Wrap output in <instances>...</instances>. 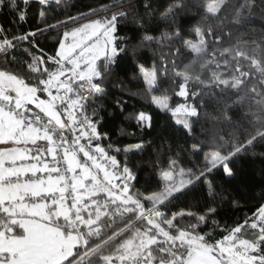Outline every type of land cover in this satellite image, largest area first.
<instances>
[{
	"label": "trees",
	"instance_id": "16d2710c",
	"mask_svg": "<svg viewBox=\"0 0 264 264\" xmlns=\"http://www.w3.org/2000/svg\"><path fill=\"white\" fill-rule=\"evenodd\" d=\"M104 20H113L116 53L97 61L98 89L80 118L95 126L98 144L117 169L129 173L126 188L114 184L134 202L123 212L121 201L97 193L104 215L91 233L53 218L81 239L62 264L116 262L129 226L143 227L150 197L164 190L163 174L177 167L189 184L158 205L160 220L172 224L149 248L152 261L185 264L187 244L170 243L185 234L224 262L215 246L236 229L239 237L250 235V223L264 208V0H0V72L41 92L44 75L31 69L35 58L56 61L64 33ZM150 70L155 82L149 88L143 71ZM152 97H166L168 108ZM178 105L194 110L186 124L172 112ZM48 149V141L36 137L28 150L40 157ZM72 153L107 182L81 153ZM214 153L225 163L211 167ZM5 224L11 235H22L0 213L1 230ZM257 245L264 256V239Z\"/></svg>",
	"mask_w": 264,
	"mask_h": 264
},
{
	"label": "rangeland",
	"instance_id": "374dc122",
	"mask_svg": "<svg viewBox=\"0 0 264 264\" xmlns=\"http://www.w3.org/2000/svg\"><path fill=\"white\" fill-rule=\"evenodd\" d=\"M111 21L113 20L85 23L78 28L64 33L57 50L56 61H54V59H50L56 67L54 69H50L57 73L71 72L80 77L83 81L91 83L93 85V91H96L98 87L94 86V80L98 76L96 69L97 61L101 58L112 57L116 53L114 48V27L113 24H111ZM7 45L9 47L8 42ZM34 62H36V60H34ZM37 65H39V63H37ZM37 65H34L35 67H31V69L37 71ZM143 74L146 84L150 88V86H152L155 82L154 72L153 70L143 71ZM43 80L44 78L41 82L40 92V89L37 90L33 86H26L23 82H21V80L0 72V87L2 90L12 89L17 93L36 94L42 99H44L43 96L47 98L43 92ZM182 95H184V93H182ZM152 100L162 108L167 109L169 106V102L166 97H152ZM172 112L174 113L177 122L186 124L189 117L193 115L194 110L185 105H178L173 108ZM138 117L141 119L142 115H139ZM8 122L9 120L7 119L6 124L8 125L7 127L5 126V128L9 131L10 126ZM17 134L19 136L22 135L18 132ZM225 161V157L214 153L211 155L209 163L211 167H215L217 165L224 164ZM73 169L70 168V171L75 178L76 174L72 172ZM120 172L123 176L121 181L129 179V173L126 170ZM76 177L80 178L81 176L76 175ZM101 179L95 175L92 176V186L85 190L87 192L79 191L80 196L75 204L76 212L72 213L70 217H67V220L72 223L73 227L77 230L79 227L84 226L88 232H90V230L93 232L95 225L104 215V211L102 210L103 204L98 205L94 200V196L99 192L103 193L106 191V193H109V195H112L115 199L121 201L123 206L119 211H129L130 207L127 205L134 202L132 197L127 196L125 189H121L108 178H106L107 182L102 181ZM163 179V192L150 197L153 204L148 210V213L150 214L149 217H144L146 219V223H144L142 228H134L133 225L129 226L132 227V229L130 228L131 231L128 238H126L118 247L120 249V253L117 256H113L117 261L128 260L134 264H142L153 260L150 255L149 248L158 242V239L156 238L157 235L164 234L163 227L169 228L172 224L171 220H160L161 214L157 211L158 205L163 202L165 197H168L170 194L179 191L189 184V178L185 175V172L178 167L166 171L163 174ZM108 187H110V192L108 191ZM263 224L264 208L260 210L254 222L250 223L249 227L253 230L250 235L239 237L237 235L239 230L236 229L215 246V251H217L220 257L224 259L225 264H264V256L259 252L257 245L258 241L264 239ZM7 226V224L4 225V227ZM134 239L135 242H133ZM175 242L187 244L188 250L185 262L190 259L192 254L196 252L195 250L197 248L199 250L208 249L202 247L203 244L200 242L199 238L197 239L185 234H182L179 238L170 242L172 243V248L174 247ZM130 243L135 245L131 247ZM87 257L88 253L84 252L82 255L83 260L85 261ZM109 259L110 258H106L107 261Z\"/></svg>",
	"mask_w": 264,
	"mask_h": 264
},
{
	"label": "crops",
	"instance_id": "0c3cea01",
	"mask_svg": "<svg viewBox=\"0 0 264 264\" xmlns=\"http://www.w3.org/2000/svg\"><path fill=\"white\" fill-rule=\"evenodd\" d=\"M7 119L9 131L5 128L8 125ZM7 119L1 120L0 117V213L8 217L9 223L18 225L22 235H11V229L7 230V227L0 229V264H62L73 255L75 248L81 243L80 235L67 234L51 221L53 218L70 217L76 212V203H68L65 198H58L53 202L40 201L37 198L38 194L45 191L63 193L66 185L60 177L51 176L43 177L39 185L32 183V175L43 172L48 164H33L39 159V155L33 156L28 149L36 136L33 133L26 135L20 132L16 121L9 116ZM17 132L22 135L19 136ZM68 159L69 171L74 168L72 172L81 176L79 178L75 175L74 178L70 171L74 178L71 188L80 196L79 191L84 192L92 186V175L87 168L76 162L72 152ZM8 167L14 170L15 182L4 180V176L11 174ZM133 245L135 244H131V247ZM195 251L185 264H225L208 249L197 248ZM109 264L134 263L122 260ZM142 264L169 263L147 261Z\"/></svg>",
	"mask_w": 264,
	"mask_h": 264
},
{
	"label": "built area",
	"instance_id": "2783aa9c",
	"mask_svg": "<svg viewBox=\"0 0 264 264\" xmlns=\"http://www.w3.org/2000/svg\"><path fill=\"white\" fill-rule=\"evenodd\" d=\"M9 51L14 49L12 41H8ZM38 61L36 69L44 75L43 92L48 101L59 111L66 124L65 132L58 131L54 125L44 116L28 108L24 102L16 99L11 94L0 88V117L6 120L12 117L20 132L33 133L36 137L47 139L49 149L46 156L39 157L33 164L35 166L47 165V169L40 173H34L31 181L39 185L43 177H60L66 189L63 193L45 191L38 194L40 201L53 202L58 198H65L68 203H76L79 195L72 187L74 178L69 171L68 159L73 149L91 162L94 169L102 173L105 178L113 183L121 181L123 176L117 169L115 161L98 144V133L94 125L88 119L81 120L80 114L86 100L93 93V85L83 81L71 72L57 73L50 69L53 64L50 59L44 60L41 56L35 58ZM7 165H4L6 167ZM13 167V166H12ZM11 174L4 176L7 182H15L14 170L8 167ZM125 188L129 179L121 181ZM86 258V257H85ZM84 258V259H85Z\"/></svg>",
	"mask_w": 264,
	"mask_h": 264
},
{
	"label": "water",
	"instance_id": "95a60500",
	"mask_svg": "<svg viewBox=\"0 0 264 264\" xmlns=\"http://www.w3.org/2000/svg\"><path fill=\"white\" fill-rule=\"evenodd\" d=\"M5 91L16 99L26 103L31 109L44 116L58 131L65 132L66 124L64 120L62 119L59 111L49 101L38 97L36 94L17 93L12 89H6Z\"/></svg>",
	"mask_w": 264,
	"mask_h": 264
}]
</instances>
